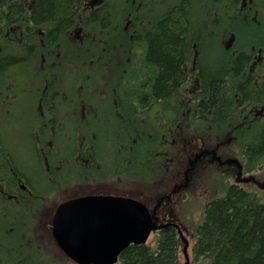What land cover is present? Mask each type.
I'll use <instances>...</instances> for the list:
<instances>
[{"label":"trees","instance_id":"obj_1","mask_svg":"<svg viewBox=\"0 0 264 264\" xmlns=\"http://www.w3.org/2000/svg\"><path fill=\"white\" fill-rule=\"evenodd\" d=\"M199 1L0 0V179L15 195L0 196V264H75L41 222L44 200L64 187L73 188L65 197L99 182L138 198L162 193L183 179L194 143L213 147L225 135L246 169L260 165L264 0ZM98 70L109 75L108 99ZM97 88L103 114L92 101ZM21 96L35 154L29 173L5 118ZM81 146H91L86 155ZM194 236L198 264H264V202L230 184L204 204ZM179 249L167 227L154 249L129 245L117 264H179Z\"/></svg>","mask_w":264,"mask_h":264},{"label":"rangeland","instance_id":"obj_2","mask_svg":"<svg viewBox=\"0 0 264 264\" xmlns=\"http://www.w3.org/2000/svg\"><path fill=\"white\" fill-rule=\"evenodd\" d=\"M206 0L199 1L197 4L205 7ZM209 0H207L208 4ZM196 5V4H195ZM204 5V6H203ZM203 12V9L200 10ZM197 12H199L197 8ZM200 13V12H199ZM208 24V21H207ZM248 27L246 25H242V33L247 34ZM115 47L119 48L122 46V40L115 42ZM207 59V57H206ZM210 61L207 59V62ZM97 79H99V85L100 88H104L105 93L107 94V99L109 97V75H105L101 77V72L98 70L97 72ZM98 82V81H96ZM100 88H97L95 91H93V97L92 101L95 104L99 105L95 108V111L98 113L99 111L103 114L105 112V109L103 108V101L99 99L95 94L97 91L100 90ZM26 96L18 97L17 102L15 106L10 108L6 112L5 118L8 119V121H11V132L10 134L11 138L8 139L9 143L11 144V147L14 149L15 153V159L18 164V166H22L26 168V173H29L31 166L33 163H35V154L32 151L31 144L29 142V137L27 135L28 132V125L30 122V114L29 109L27 108V105L24 104L26 101ZM34 100V98L30 97V101ZM101 109V110H100ZM245 110V109H244ZM242 110V111H244ZM244 113V112H243ZM65 127V126H64ZM53 132L55 130L53 129ZM26 134V135H25ZM194 134L187 133L183 136L184 141L189 140L190 136H193ZM224 138H228L227 142H225V139L219 140L221 143H223V147L228 146L231 144L232 139L228 135H225ZM194 143L196 140H194ZM26 140V143L24 142ZM208 140V137H207ZM218 141H213L212 145L214 146L217 144ZM208 144V143H207ZM198 144L194 143V148L196 151H198L197 147ZM222 146L218 145V148L216 150L218 153L224 157L227 156L228 158H235L239 163L244 164L243 157L241 150L239 148H234L233 143L230 145L229 149H220ZM212 148V147H211ZM223 150V151H222ZM59 152L65 153L67 152V148L63 145H61ZM221 152H224L222 154ZM227 169L223 168L222 166L218 165L216 162H211L207 164L206 166H197L195 164L194 169L187 174V181L185 187L180 189L177 193H175L172 198L170 204H165L166 210L170 212L169 217L173 219L174 222L179 223L181 233L183 237L187 240V248H186V254L188 256V264H198V261H195L193 259L192 255V247L194 244L195 236H194V230L198 223H200L202 216H203V208L204 204L210 200L213 197H219L222 195V193L225 191L226 187L230 184L235 183L234 177H229L230 174H233L234 171L228 172ZM39 177V176H34ZM249 177V181H245V179ZM242 178H244V183H239L241 186H243L246 190L255 192L257 194H264V189H260L258 187V184H262L264 182V157L261 160L260 166H257L254 170H248L245 168ZM108 186V185H106ZM172 187V184L168 185L167 188L161 189V191H164L162 193H166L168 189ZM69 188V189H68ZM106 190L111 189L114 191V189L110 186L103 187ZM63 189L57 193V197L55 199L48 198L44 200L43 204L45 205L43 216L41 219V222L43 223V226H48L50 214L53 210L54 205L60 201L65 195L67 194L68 190L73 189L70 186L64 187ZM81 189H75L73 193L79 191ZM146 190V189H145ZM71 191V190H70ZM169 191V190H168ZM159 193L158 190L153 191H147L142 195V199L146 200L148 202V207L152 208L154 205V201H151L152 198L150 196H156V198L162 194ZM62 197V198H61ZM59 199V200H58ZM48 220V221H46ZM146 244L150 246L152 249L156 247V235L152 232L147 241ZM181 242V247H182ZM181 247L179 249L178 258H179V264H184V257L181 252Z\"/></svg>","mask_w":264,"mask_h":264},{"label":"water","instance_id":"obj_3","mask_svg":"<svg viewBox=\"0 0 264 264\" xmlns=\"http://www.w3.org/2000/svg\"><path fill=\"white\" fill-rule=\"evenodd\" d=\"M141 201L113 194H90L64 200L56 205L50 233L59 249L76 264H115L129 245H142L156 223ZM182 253L188 264L187 240Z\"/></svg>","mask_w":264,"mask_h":264},{"label":"flooded vegetation","instance_id":"obj_4","mask_svg":"<svg viewBox=\"0 0 264 264\" xmlns=\"http://www.w3.org/2000/svg\"><path fill=\"white\" fill-rule=\"evenodd\" d=\"M49 108H51V106L49 105L48 109H46L47 112H49ZM41 114V112H40ZM48 120H50V118H48ZM51 121V120H50ZM48 121V122H50ZM55 124L53 123V126L50 127V131L53 132V129L55 130ZM81 140L79 143L82 144ZM82 148V155H86V153H88L91 148V146H87L86 148H84V146H81ZM197 156L199 157L197 162H200L201 164H207V162H217L219 165L224 166L225 169L228 170V172L230 171H234L233 174H230L229 177H234L233 179L235 180V185H238L239 188L244 189L243 186H241L239 183H242L244 181V178H242V174L244 172V166L243 164H240L235 158H228L226 157H220L219 155H217V150L215 149H208L207 145H203L201 147L198 148L197 151ZM88 157V155L86 156ZM86 157H81L82 159L86 158ZM13 174H16V172H12ZM189 172L184 171L183 172V179L181 180V182H178L176 184H174L170 189H168L166 191V193H162L160 194L157 198L154 197L152 198L151 201H154V205L152 206V211H154V215L157 217V221L160 224L166 225L165 228L167 227H172V225H169V222L173 221V219L171 217H169L170 212L168 210H166L165 204H170V200L172 198V196L177 193L180 189H182L183 187H185L186 185V181H187V174ZM101 184V185H100ZM0 185H1V191H0V196L1 197H7L8 200H12L13 198H15L14 195V186L13 187H9L7 188V184L4 183V181L2 179H0ZM108 184L102 182V183H96L93 184V186H85L84 189H87L88 191H86L84 194L81 195H85V194H110V193H115L113 191L110 190H106L103 187L106 186ZM15 186L21 190H27V186L24 183L19 182V180H17V182L15 183ZM102 186V187H101ZM96 187V188H95ZM259 187L261 189H264V184L263 185H259ZM248 192H251L252 194H254V196L258 197L261 199V201L264 202V194H257L254 193L252 191L247 190ZM142 199V198H141ZM142 201L145 204H148V202L144 199H142ZM209 201V200H208ZM207 201V202H208ZM206 204V203H205ZM161 229H164V227H162Z\"/></svg>","mask_w":264,"mask_h":264}]
</instances>
